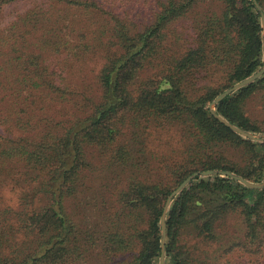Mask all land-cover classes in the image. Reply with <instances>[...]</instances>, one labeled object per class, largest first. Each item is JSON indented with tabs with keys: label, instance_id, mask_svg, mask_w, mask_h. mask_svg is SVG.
Wrapping results in <instances>:
<instances>
[{
	"label": "trees",
	"instance_id": "trees-1",
	"mask_svg": "<svg viewBox=\"0 0 264 264\" xmlns=\"http://www.w3.org/2000/svg\"><path fill=\"white\" fill-rule=\"evenodd\" d=\"M263 65L253 0H0V189L18 198L0 202V264H159L163 208L188 176L264 180V143L209 110ZM216 113L264 133V76ZM152 128L179 135L167 165ZM245 256L264 264V189L197 178L167 214L166 264Z\"/></svg>",
	"mask_w": 264,
	"mask_h": 264
},
{
	"label": "rangeland",
	"instance_id": "rangeland-1",
	"mask_svg": "<svg viewBox=\"0 0 264 264\" xmlns=\"http://www.w3.org/2000/svg\"><path fill=\"white\" fill-rule=\"evenodd\" d=\"M260 5V4H259ZM261 6V5H260ZM263 9V8H262ZM263 12H264V9H263ZM11 14H13V13H11ZM261 22H262V16H261ZM262 38H263V26H262ZM264 45V44H263ZM263 64H264V47H263ZM263 67H264V65H263ZM262 67V68H263ZM261 68V69H262ZM260 69V70H261ZM259 70V71H260ZM258 71V72H259ZM257 73V72H256ZM256 73H254V74H256ZM253 74V75H254ZM252 76V75H251ZM264 76V75H263ZM262 76V77H263ZM261 77V78H262ZM249 78V77H248ZM261 78H259V79H261ZM247 79V78H246ZM259 79H257L256 81H258ZM244 81V80H243ZM255 81V82H256ZM242 82V81H241ZM254 82V83H255ZM238 83H240V82H238ZM238 83H236V84H238ZM235 84V85H236ZM253 84V83H252ZM234 86V85H233ZM232 86V87H233ZM249 86V85H248ZM231 87V88H232ZM247 87V86H246ZM230 89V88H229ZM228 90V89H227ZM227 90H225V91H227ZM224 91V92H225ZM224 92H222V93H224ZM222 93H220L219 95H221ZM235 93V92H234ZM218 95V96H219ZM217 96V97H218ZM216 97V98H217ZM215 98V99H216ZM214 99V100H215ZM213 100V101H214ZM212 101V102H213ZM211 102V103H212ZM210 103V104H211ZM216 108H217V106H216ZM216 108H215V110H216ZM209 110H210V105H209ZM212 114V113H211ZM222 117V116H221ZM223 118V117H222ZM218 120V119H217ZM226 120V119H225ZM223 124V123H222ZM233 125V124H232ZM227 127V126H226ZM238 128V127H237ZM230 129V128H229ZM240 129V128H239ZM242 130V129H241ZM243 131H245V130H243ZM234 132V131H233ZM246 132H248V131H246ZM236 133V132H235ZM249 133H251V132H249ZM238 134V133H237ZM251 134H254V135H264V133H251ZM238 135H240V134H238ZM179 135L177 134V132L174 130V129H161V128H152L151 129V136L149 137V139H148V146H149V149H150V151L154 154V155H156L157 156V159H156V163H160V165H164L165 164V162L163 161V158L164 157H166V156H169V155H171V153H172V151H174V150H179L180 149V144H179V137H178ZM240 136H242V135H240ZM243 138H245V139H248V140H250V141H253V140H251V139H249V138H246V137H244V136H242ZM253 142H256V143H264V141H253ZM98 156H100V157H102L101 155H98ZM99 159V160H98ZM97 160H95L94 161V166L96 167V164L98 163H101V166L103 167V159H100V158H98ZM107 161V160H106ZM168 164V162L165 164V165H167ZM210 171H214V170H210ZM203 172H208V171H203ZM220 172H223V171H220ZM226 172H228V171H226ZM195 173H202V172H195ZM230 173H233V172H230ZM194 174V173H193ZM192 174V175H193ZM233 174H235V175H237L236 173H233ZM192 175H190V176H192ZM190 176H188V177H190ZM216 176H220V177H228V176H224V175H209V176H201V175H199V176H197V177H195L194 179H192L191 181H190V183L182 190V192L187 188V187H189V185L193 182V181H195L197 178H209V177H216ZM237 176H239V175H237ZM187 177V178H188ZM239 177H241V176H239ZM186 178V179H187ZM242 178V177H241ZM185 179V180H186ZM244 179V178H243ZM184 180V181H185ZM245 180V179H244ZM184 181H182L173 191H172V193L184 182ZM238 181V180H237ZM246 181H248V180H246ZM264 181V180H263ZM262 181V182H263ZM240 182V181H239ZM248 182H250V181H248ZM262 182H259L258 184H260V183H262ZM241 183V182H240ZM251 183H254V182H251ZM243 184V183H242ZM250 188V187H249ZM181 192V193H182ZM171 193V194H172ZM180 193V194H181ZM170 194V195H171ZM180 194H178V195H176L174 198H173V200H172V202H171V204H170V206H169V208H168V211H167V214H168V212H169V210H170V207H171V205H172V203H173V201H174V199L176 198V197H178ZM170 195H169V197H170ZM169 197L167 198V200L169 199ZM167 200H166V202H165V205H166V203H167ZM0 202L1 203H3V204H9V205H12V206H15L16 204H17V202H18V198H17V190L16 189H13V188H9V187H4L3 189H0ZM79 203H80V205L82 206L83 204H85L86 205V208L87 209H85V212L86 211H89V212H92V214L93 213H95L94 211H96V208L98 207V204L100 203L99 201H97V200H95L94 198H93V196H92V193H90V194H88L87 193V195H84V197L82 198V199H80V201H79ZM74 204V202L72 201V205ZM165 205H164V208H165ZM69 206H70V203H69ZM164 208H163V211H164ZM167 214H166V244H167ZM95 215V214H94ZM162 215H163V212H162ZM88 216H91V215H88ZM161 219H162V216H161ZM231 223L234 225V226H236V228H241V227H239L238 225H237V222L236 221H231ZM166 244H165V264H166ZM160 246H161V248H162V228H161V221H160ZM161 254H162V249H161V253H160V258H159V264H161L160 263V259H161ZM249 257L248 256H245V257H242V258H239L238 260H237V264H251V262H248L249 261V259H248Z\"/></svg>",
	"mask_w": 264,
	"mask_h": 264
},
{
	"label": "water",
	"instance_id": "water-1",
	"mask_svg": "<svg viewBox=\"0 0 264 264\" xmlns=\"http://www.w3.org/2000/svg\"><path fill=\"white\" fill-rule=\"evenodd\" d=\"M253 2L256 5V8L258 10V12L261 14L262 16V26H263V44H264V12L262 7L259 5V3L257 2V0H253ZM264 47V45H263ZM264 75V67L257 72L256 74L250 76L249 78L245 79L244 81L234 85L232 88L228 89L227 91H225L224 93H222L221 95H219L211 104H210V112L212 113V115L218 119L221 123H223L225 126H227L228 128H230L232 131L246 137L249 138L253 141H264V135H254L251 134L249 132L243 131L239 128H237L236 126L232 125L230 122H228L227 120H225L224 118H222L220 115H218L216 113V106L222 102L224 99H226L229 95L233 94L234 92L248 86L251 85L252 83H254L257 79L261 78ZM209 176V175H224V176H228L231 177L235 180L240 181L241 183H243L244 185H246L247 187H250L252 189H264V181L260 184L258 183H251L248 182L246 180H244L243 178L230 173V172H220V171H208V172H202V173H194L192 176L188 177L169 197V199L167 200V203L165 205L164 211H163V215H162V219H161V228H162V254H161V259H160V263L161 264H165V244H166V214L168 211V208L173 200V198L180 194L182 192V190L190 183V181L192 179H194L197 176Z\"/></svg>",
	"mask_w": 264,
	"mask_h": 264
}]
</instances>
